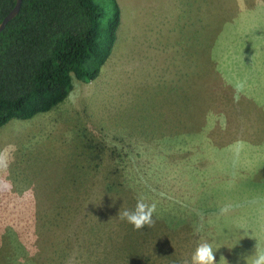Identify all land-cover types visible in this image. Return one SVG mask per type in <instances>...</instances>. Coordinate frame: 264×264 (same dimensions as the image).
<instances>
[{
    "label": "rangeland",
    "instance_id": "obj_1",
    "mask_svg": "<svg viewBox=\"0 0 264 264\" xmlns=\"http://www.w3.org/2000/svg\"><path fill=\"white\" fill-rule=\"evenodd\" d=\"M93 1L105 22L111 3ZM167 1L117 0L99 75L0 127V264H193L202 243L215 264H246L264 251V0ZM141 198L155 224L134 230L119 212Z\"/></svg>",
    "mask_w": 264,
    "mask_h": 264
},
{
    "label": "trees",
    "instance_id": "obj_2",
    "mask_svg": "<svg viewBox=\"0 0 264 264\" xmlns=\"http://www.w3.org/2000/svg\"><path fill=\"white\" fill-rule=\"evenodd\" d=\"M16 0H0V21ZM103 22L93 0H22L0 31V127L50 111L90 82L110 57L120 24L117 0Z\"/></svg>",
    "mask_w": 264,
    "mask_h": 264
},
{
    "label": "clouds",
    "instance_id": "obj_3",
    "mask_svg": "<svg viewBox=\"0 0 264 264\" xmlns=\"http://www.w3.org/2000/svg\"><path fill=\"white\" fill-rule=\"evenodd\" d=\"M0 166L7 168L8 162L6 158H0ZM10 187V184L8 185ZM232 205H225L220 209V215L228 213L232 209ZM156 211L155 203H145L144 200L138 199L134 210H125L119 212V219L131 224L134 230L143 229L145 226L152 227L155 224L153 213ZM246 264H264V251H256L254 255L246 257ZM193 264H215V256L213 248L209 243L200 244L193 257Z\"/></svg>",
    "mask_w": 264,
    "mask_h": 264
},
{
    "label": "water",
    "instance_id": "obj_4",
    "mask_svg": "<svg viewBox=\"0 0 264 264\" xmlns=\"http://www.w3.org/2000/svg\"><path fill=\"white\" fill-rule=\"evenodd\" d=\"M22 0H16L13 8L0 21V31L5 27L6 23L12 19L19 11Z\"/></svg>",
    "mask_w": 264,
    "mask_h": 264
},
{
    "label": "crops",
    "instance_id": "obj_5",
    "mask_svg": "<svg viewBox=\"0 0 264 264\" xmlns=\"http://www.w3.org/2000/svg\"><path fill=\"white\" fill-rule=\"evenodd\" d=\"M173 2V0H170V1H167V4L169 3V4H171ZM118 3V2H117ZM119 5V4H118ZM182 8H184V7H181V5H179L178 6V8H176V9H179V10H182ZM168 14L170 15V17H176L177 15H178V13H174V12H172V9H169V11H168ZM120 20H121V17H120ZM172 24V23H171ZM118 36V35H117ZM118 38V37H117ZM117 38H116V40H117Z\"/></svg>",
    "mask_w": 264,
    "mask_h": 264
}]
</instances>
